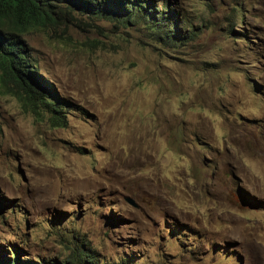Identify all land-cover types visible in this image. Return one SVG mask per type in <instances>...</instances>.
<instances>
[{
  "label": "rangeland",
  "instance_id": "rangeland-1",
  "mask_svg": "<svg viewBox=\"0 0 264 264\" xmlns=\"http://www.w3.org/2000/svg\"><path fill=\"white\" fill-rule=\"evenodd\" d=\"M163 2L191 42L79 14L24 35L66 126L0 94V264L78 246L99 264H264V0Z\"/></svg>",
  "mask_w": 264,
  "mask_h": 264
},
{
  "label": "trees",
  "instance_id": "trees-1",
  "mask_svg": "<svg viewBox=\"0 0 264 264\" xmlns=\"http://www.w3.org/2000/svg\"><path fill=\"white\" fill-rule=\"evenodd\" d=\"M169 5L171 2H163L159 7L153 0H0V94L15 97L24 111L35 118H45L51 127H65L68 105L30 69L35 62L26 54L24 35L52 26L61 14H79L123 26L144 24L153 40L163 45L191 42L196 36L192 27L189 35L181 33L179 14ZM11 254L16 258L14 249ZM96 261L90 248L78 246L64 264H99ZM5 264L17 263L5 258Z\"/></svg>",
  "mask_w": 264,
  "mask_h": 264
},
{
  "label": "water",
  "instance_id": "water-1",
  "mask_svg": "<svg viewBox=\"0 0 264 264\" xmlns=\"http://www.w3.org/2000/svg\"><path fill=\"white\" fill-rule=\"evenodd\" d=\"M124 200H125L127 203H129L131 206H133V207H137V204L135 203V201H134L131 197H129V196H125V197H124Z\"/></svg>",
  "mask_w": 264,
  "mask_h": 264
}]
</instances>
